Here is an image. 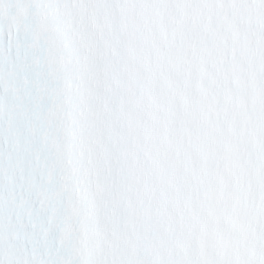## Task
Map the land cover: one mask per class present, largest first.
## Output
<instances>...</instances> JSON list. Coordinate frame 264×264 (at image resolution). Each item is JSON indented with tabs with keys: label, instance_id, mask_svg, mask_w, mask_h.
I'll list each match as a JSON object with an SVG mask.
<instances>
[{
	"label": "snow or ice",
	"instance_id": "obj_1",
	"mask_svg": "<svg viewBox=\"0 0 264 264\" xmlns=\"http://www.w3.org/2000/svg\"><path fill=\"white\" fill-rule=\"evenodd\" d=\"M0 264H264V0H0Z\"/></svg>",
	"mask_w": 264,
	"mask_h": 264
}]
</instances>
